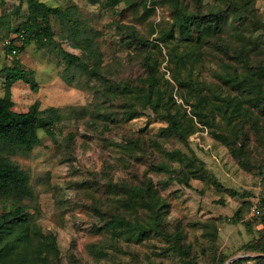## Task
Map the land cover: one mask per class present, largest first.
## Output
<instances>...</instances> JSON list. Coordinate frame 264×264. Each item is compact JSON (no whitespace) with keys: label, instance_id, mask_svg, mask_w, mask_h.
<instances>
[{"label":"rangeland","instance_id":"obj_1","mask_svg":"<svg viewBox=\"0 0 264 264\" xmlns=\"http://www.w3.org/2000/svg\"><path fill=\"white\" fill-rule=\"evenodd\" d=\"M39 1L50 7L77 8L84 24L94 30L111 82L133 80L142 86L146 79V51L128 43L125 27L120 34V26H131L147 39L151 57L159 65V90L165 94L160 96L159 112L187 113V127L193 123L188 143L196 157L178 152L187 149L167 131V116L160 119L143 94L132 99L143 116L120 120V105L111 108L104 98H98L95 79L78 69H66L64 53L81 52L73 49L66 38L69 25L58 17L51 16L55 36L50 44L23 42L13 54L1 48L0 68L16 60L21 68L33 71L39 86L34 91L24 82L14 83V110L26 112L35 102L42 108L62 109V121L51 135L41 131V144L11 157L29 173L34 189L33 198L24 203L42 232L55 235L58 241L59 257L44 264H187L162 236L137 241L135 235L93 230L102 224L92 210L96 205L126 212L119 202L123 198L106 190L108 181L132 186L144 180H151L170 205L162 219L167 230L182 233V242L190 246L200 264H220L222 257L227 258L224 264L236 257L250 258L246 264H264L259 259L264 253L250 251L264 233V214L253 215L254 206L263 209L264 205V113L251 106L252 96L247 92L218 80L223 67L226 70L221 62L240 64L239 74L252 75L264 87V0H253L251 13H227L221 29L222 39L251 49L248 64L227 59L220 49L161 37L172 20L168 5L154 4L159 0L116 5L108 0ZM202 3L226 5L222 0ZM29 14L28 0H0V32L14 34ZM174 74L191 81L190 87L180 86ZM5 92L0 77V96ZM125 100L130 101L129 97ZM114 112L120 121L105 119ZM130 138L138 139L140 147L132 151L118 147ZM241 138L246 139L244 146ZM241 148L244 156L237 152ZM167 167L177 176L187 172L190 187L176 181L163 184L170 177ZM4 206L0 200V214ZM239 210L243 217L236 221ZM128 212L134 218L141 214L136 207Z\"/></svg>","mask_w":264,"mask_h":264},{"label":"trees","instance_id":"obj_2","mask_svg":"<svg viewBox=\"0 0 264 264\" xmlns=\"http://www.w3.org/2000/svg\"><path fill=\"white\" fill-rule=\"evenodd\" d=\"M108 1L114 5L121 2H133V0ZM222 1L225 2V7L204 5L202 0H159V2H154V4L168 5L171 12V26L161 37L177 39L181 43L194 47L220 49L227 59H234L238 63L248 64L251 49H248L245 45H235V40H224L220 36L222 35V26L226 22L227 13L235 15L251 13L253 0ZM28 3L30 14L27 20L14 30V33L23 31L26 34L24 44L35 42L40 45H47L53 42L55 31L51 16L58 17L63 25H69L66 29L69 34L66 38L70 40L73 49L81 52L80 55L69 52L64 53L66 69H78L85 72L90 79H95L98 84L96 89L98 98H104L106 103L111 104V108L113 106L119 108L116 103L120 105L121 110L118 115L121 118L120 120L130 121L143 116L144 112L139 110L135 104L136 102L132 100L139 94H143L147 104L153 107L151 108L158 116H161L160 119L167 116V131L175 136L187 149L186 153L183 151L178 152L186 157L196 158L188 143V136L191 129L193 130V123L187 127V113L185 112L179 116L177 112L175 114L168 113L167 115L159 112L162 106L161 103L159 104L160 96L164 98L165 94L162 95L159 90V65L151 57L152 48L147 39H144L131 26H129L130 28L126 25L120 26V32L121 28L125 27V37L128 43L146 51L143 61L146 79L142 86L133 80L111 82L106 75L105 68L102 66V53L98 48V44H96L94 30L84 24L76 7H50L39 0H28ZM120 34L124 33L121 32ZM4 49L7 53L13 54L14 50L19 48L13 45ZM221 64L226 66V70L223 67V71L218 74V80L239 92H247L252 96V99H249L251 106L264 113V87L261 83L251 77L252 75L239 74L237 69L240 64L232 65L226 62H221ZM174 75L180 86L190 87V84H192L191 81L185 82L179 79L176 74ZM0 77L4 79L6 91L3 96H0V200L5 204L4 210L0 214V264L50 263L51 260H54L53 258L59 257L60 254L57 238L53 234L42 232L28 205L24 203L27 198H33L34 189L29 173L16 164L11 157L19 152L28 153L41 144V131L51 135L54 127L62 121V109L57 107L42 108L40 102H35L26 112L14 110L12 85L16 82H24L30 85L34 91H38L39 86L34 73L21 68L18 61L15 60L12 66L0 68ZM126 97H129L130 101H126ZM155 97L157 103H154ZM182 97L186 99L185 95H182ZM119 98L123 101L118 102ZM187 102L189 103V101ZM197 114L199 113L197 112ZM105 116V119H109V122L120 121L115 119V112ZM199 116L201 117L200 114ZM200 120L202 122V119ZM206 122L210 123L209 120ZM240 140L244 146L246 139L241 138ZM118 147L132 151L133 148L140 147V144L138 139L130 138L127 139L124 146ZM237 152L244 156L242 148L237 149ZM167 171H169L170 177L163 184L168 185L176 181L190 187L187 172L179 173L177 176L174 170L168 167ZM261 175H264L263 171H261ZM216 185L219 186L218 183ZM105 187L108 192L112 190L118 198H123L119 202L123 203L122 208L126 212L121 209L113 211L103 209L100 205L93 207V212L102 221L101 225L93 227L95 233L112 231L116 236L130 234L135 235L137 241L146 240L151 235H159L173 244L172 248L175 253L182 256L187 264L188 262L189 264H200L198 257L193 254L190 246L182 242V233H171L167 230V226L162 219L168 212L170 205L161 192L154 187L151 180H144L141 184L132 186L117 183L113 185L108 181ZM135 207L140 209V217L134 218L129 215L128 211ZM261 210L264 214V205ZM242 217V212L237 211L235 220L238 221ZM260 238L250 251L264 253V233ZM259 259L264 260V256ZM248 260L250 258L242 257L230 264H246ZM226 261L227 258L222 257L220 264H224Z\"/></svg>","mask_w":264,"mask_h":264},{"label":"built area","instance_id":"obj_3","mask_svg":"<svg viewBox=\"0 0 264 264\" xmlns=\"http://www.w3.org/2000/svg\"><path fill=\"white\" fill-rule=\"evenodd\" d=\"M26 37V34L22 32H17L12 35H5L2 32H0V49L6 48V47H12L13 45H16L17 48L20 47V45L24 42ZM18 50H14L13 53H16ZM253 215L259 216L262 214V210L258 208L257 206H254L253 209Z\"/></svg>","mask_w":264,"mask_h":264},{"label":"water","instance_id":"obj_4","mask_svg":"<svg viewBox=\"0 0 264 264\" xmlns=\"http://www.w3.org/2000/svg\"><path fill=\"white\" fill-rule=\"evenodd\" d=\"M239 258H241V257H236V258H234V259L228 261L227 264H229L230 262H232V261H234V260H236V259H239Z\"/></svg>","mask_w":264,"mask_h":264}]
</instances>
